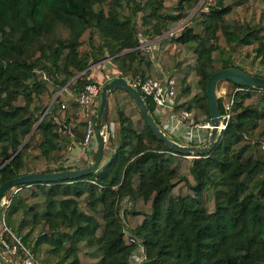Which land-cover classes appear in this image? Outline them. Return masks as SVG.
Returning <instances> with one entry per match:
<instances>
[{"label": "trees", "instance_id": "obj_1", "mask_svg": "<svg viewBox=\"0 0 264 264\" xmlns=\"http://www.w3.org/2000/svg\"><path fill=\"white\" fill-rule=\"evenodd\" d=\"M197 1L0 0V183L91 163L97 145L82 164H66L68 146L86 132L77 96L93 81L88 67L106 64V55L113 74L131 83L165 71L184 101L178 109L198 122L209 120L213 71L235 66L264 76L244 61L264 66V0H212L179 34L164 35ZM140 35L162 36L155 59ZM225 81L231 87L217 93V105L223 113L231 101L227 125L193 159L171 153L180 151L154 133L130 93L112 89L107 160L79 177L15 185L7 223L13 217L17 231L28 227L27 244L39 226L32 249L48 245L53 264H264V87ZM63 86L76 99L66 101ZM141 96L159 123L153 101ZM4 257L0 249V264H10Z\"/></svg>", "mask_w": 264, "mask_h": 264}, {"label": "built area", "instance_id": "obj_2", "mask_svg": "<svg viewBox=\"0 0 264 264\" xmlns=\"http://www.w3.org/2000/svg\"><path fill=\"white\" fill-rule=\"evenodd\" d=\"M104 59H102L101 62L104 61ZM105 63V65H110L111 62L110 60H107ZM88 68H90V66ZM113 72H117L115 64L109 66L108 72H106V75L102 78V80L93 78V81L87 82L84 85V88L79 92L77 100L85 105L86 114L88 115L87 128L84 138L81 141L72 143L68 146L70 152L74 149V147L72 148L74 145L81 148V150L84 148L89 149L90 147L94 148L95 145H97L93 137L96 133V129L94 127V115L96 113L98 95L103 84L115 75ZM129 83L138 89L140 94L143 93L153 101L155 105V115L159 121V123H157L158 126L168 137L181 145H209L210 149L220 138V135L229 120L231 101L225 105V111L220 113L218 123H213L210 119L198 122L194 119V117L190 116L191 113L189 110L185 108L178 109L184 101L177 99L175 81L168 75L163 74L157 78L146 79H140L138 77L132 83ZM243 87H235L233 91L242 89ZM223 93L224 92H221L220 94ZM212 129H216V134L213 135V137ZM170 152L173 154H182L190 159L202 156V151H189L187 153H183L181 151L180 153L175 151ZM71 161L74 163L76 162L75 159ZM18 188L19 187L17 186H12L11 194H3L0 198V249L7 257L6 260L14 259L15 264H48L40 260L33 249L24 241L23 234L14 230L6 221V215L12 200V195L18 190ZM131 240L135 241L134 237H131ZM131 257H134L137 261L143 257V250L140 242L132 251Z\"/></svg>", "mask_w": 264, "mask_h": 264}, {"label": "water", "instance_id": "obj_3", "mask_svg": "<svg viewBox=\"0 0 264 264\" xmlns=\"http://www.w3.org/2000/svg\"><path fill=\"white\" fill-rule=\"evenodd\" d=\"M230 80L236 84L244 85V86H258L264 87V76L254 75L252 73H248L238 67L230 66L221 68L213 71L207 79L206 82V96H207V104L209 111V119L213 123H218L220 119V111L217 105V93H216V84L218 80ZM116 87H121L128 91L130 95L133 97L135 103L137 104L139 110L141 111L144 119L151 126L154 133L163 140L168 146L173 147L176 150H179L183 153H187L189 151H206L209 149V145L207 146H187L181 145L175 141H173L170 137H168L158 126L153 116L148 111V108L142 98L138 89L133 87L126 78L120 75L113 76L110 80L103 84L100 91V101L98 105V111L100 114V122L98 127L96 128V136H97V152L89 165L80 166L72 169H64L58 171L51 172H32V173H22L20 175H16L14 177L8 178L0 183V198L3 196L5 191L15 185L24 184V183H33V182H48V181H57L65 178H75L79 177L83 174H86L91 171H95L102 159L104 153V146L106 144L107 135H106V122H107V102L108 95L110 91ZM59 90L55 96L60 93ZM45 112V111H44ZM43 112V113H44ZM60 130L65 131L66 126L64 123H60ZM216 134V129H212V137ZM19 149V148H18ZM17 149V150H18ZM16 150V151H17Z\"/></svg>", "mask_w": 264, "mask_h": 264}, {"label": "rangeland", "instance_id": "obj_4", "mask_svg": "<svg viewBox=\"0 0 264 264\" xmlns=\"http://www.w3.org/2000/svg\"><path fill=\"white\" fill-rule=\"evenodd\" d=\"M209 2H212V0H198L192 7H190V8H188L187 9V13H186V15L182 18V19H180L179 20V22L174 26V27H172L171 29H169L164 35H167V34H173V35H177V34H179V32H180V30H181V28L186 24V23H188L191 19H190V17L194 14V13H196L197 11H199V10H202V11H207V5H206V3H209ZM140 37H141V39H142V44H141V46L143 47H145V49L146 50H148V52L150 53V56H151V58H154L155 59V55H156V52H157V50H158V45H159V42H158V40L162 37L161 35L160 36H157V37H155V38H149V37H144V36H141L140 35ZM145 38V39H144ZM98 39H96L95 40V43L97 44L98 42ZM238 56H236L235 58H237ZM110 58H111V56L110 55H106V57H105V59H104V61H107V60H110ZM252 59L251 58H249V59H244V61H245V64L247 65V67H251L252 68V70L253 69H255V70H258V71H260L263 75H264V66L263 65H260V64H258L256 61L253 63L252 61H251ZM109 64V63H108ZM98 65V63H93L91 66H90V68L91 67H94V69L93 70H95V69H97V67H95V66H97ZM111 65V64H110ZM109 65V66H110ZM100 67V69H102L104 72H108L106 69H103L101 66H99ZM163 74H165V75H167V73L165 72V71H162V75ZM89 77V76H88ZM231 84L229 83V82H227V81H225V80H221L220 82H219V88H218V91H217V93H221V92H224V91H226L227 89H229L231 86H230ZM229 88H228V87ZM62 89H65V86H63L62 88H61V90ZM72 93L73 94H69V98L68 99H66V101H69V100H74V99H76L75 98V92L72 90ZM98 101H100V96H99V99H98ZM66 104V103H65ZM62 123V122H61ZM95 135H94V139H95ZM173 137V136H172ZM175 139H177V138H175ZM71 154H69V156L70 155H72L73 157H72V159H75V160H77V161H79V159H80V157H75L76 155H77V150H75V149H73L71 152H70ZM92 154H93V150H92V152H91ZM103 159V161H106L107 160V152H106V150L104 151V153H103V157H102ZM71 160H69L66 164H69V162H70ZM77 164H80V163H77ZM5 194V193H4ZM7 196V195H6ZM10 226H12V228L14 229V230H16L15 229V227H14V225L12 224V225H10ZM40 227L39 226H36L35 228H33L32 229V231H30V233L28 234V236L26 237L27 239H29L30 240V243H28L29 244V246L32 248L33 247V245H34V242H35V239H36V237L38 236V234H39V229ZM27 230H28V227H25L24 229H22V234H24L25 232H27ZM17 231V230H16ZM26 239V240H27ZM41 245V244H40ZM45 246V247H44ZM42 247H44V249H43V251H44V253L46 254H48V256H49V259L50 260H48L47 262L46 261H44L43 260V258L40 256V254L38 255L36 252L37 251H34L35 253H36V255H38V257H40V260H42V261H44L45 263H48V264H53L54 263V261L56 260V258H54V257H52L50 254H49V252H48V249H46V247H49L48 245H46V244H42L41 245V249H42ZM5 259L7 258L6 256L4 257ZM9 262H10V264H15V261H14V259L13 260H8Z\"/></svg>", "mask_w": 264, "mask_h": 264}, {"label": "crops", "instance_id": "obj_5", "mask_svg": "<svg viewBox=\"0 0 264 264\" xmlns=\"http://www.w3.org/2000/svg\"><path fill=\"white\" fill-rule=\"evenodd\" d=\"M110 64L112 65L113 63H110ZM99 66H101L103 69H106L107 71L109 69V65H105V64L104 65H97V66H95V67H97V69H95V70H93L94 67L89 68V71L90 72H89V75L88 76L89 77H92V78H95V79H98V80H102V78L106 75V72H104L102 69H100ZM60 92H62V91H60ZM63 94H64L65 98L68 99L69 98V94H73V93H72V90L71 89H69L68 87L65 86V89H63ZM93 139H94V137H93ZM73 147H74L75 150H77V155L75 157H80L79 161L76 160V162H75L76 164L77 163H80V164H82V163H88L89 161H91V158H92V153L91 152L93 150L92 147H90L89 149H85L84 148L82 150L78 146L76 147L74 145V146H72V148ZM72 157L73 156L70 155V159L71 160H74V159H72ZM9 220H10L9 221L10 224H13L12 223L13 217H11ZM28 242L30 243V240L29 239H28ZM41 245H39L35 249V251H37L36 253L38 255L40 254V256L43 258V260L47 262L48 260H50L49 259V256H48L47 253L45 254L44 251H43V249H44L45 246L42 247V249H41ZM46 249H48V247H46Z\"/></svg>", "mask_w": 264, "mask_h": 264}]
</instances>
